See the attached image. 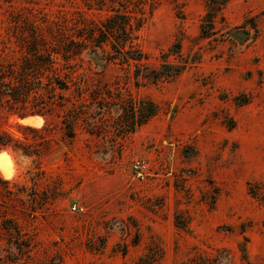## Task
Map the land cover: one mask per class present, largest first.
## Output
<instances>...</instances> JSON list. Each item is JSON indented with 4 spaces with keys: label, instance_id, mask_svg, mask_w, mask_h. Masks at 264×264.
I'll list each match as a JSON object with an SVG mask.
<instances>
[{
    "label": "rangeland",
    "instance_id": "374dc122",
    "mask_svg": "<svg viewBox=\"0 0 264 264\" xmlns=\"http://www.w3.org/2000/svg\"><path fill=\"white\" fill-rule=\"evenodd\" d=\"M214 1L217 32L201 38L210 0H0L4 63L31 60L34 33L57 49L111 9L145 57L108 61L112 37L87 42L53 56L67 90L48 92L46 71L2 99L17 172L0 173V264H264V0ZM251 16L256 36L224 38ZM184 61L171 80L141 76Z\"/></svg>",
    "mask_w": 264,
    "mask_h": 264
},
{
    "label": "trees",
    "instance_id": "16d2710c",
    "mask_svg": "<svg viewBox=\"0 0 264 264\" xmlns=\"http://www.w3.org/2000/svg\"><path fill=\"white\" fill-rule=\"evenodd\" d=\"M212 5L208 6V11L202 19L200 24V37L210 38L216 34V11L219 3L214 0H210ZM111 15H108L104 21H100L98 24L89 22L82 25L81 28L76 29L75 40L74 38L67 37V40L58 46V48L45 46L46 42L40 35L36 33L32 36L30 47H27V53L32 56L31 60L25 61V63L19 67L15 63H4L0 60V104L2 99L7 98L13 102L21 100V98L30 90L35 88V85L42 84L41 76L44 72H50V75H45L47 83H45V89L48 92H52L55 89L65 91L68 86L65 81L60 77L58 69L54 68L53 56L60 54L64 60L71 57H75L81 54L82 50L90 42L91 50L98 48L104 51V44L112 37V41L109 42L111 51H105V58L108 61H116L120 64H129V62H141L145 60L143 54L139 53L134 48L133 40L135 38L134 28L129 23V14L121 12L120 9H111ZM264 21V13L261 14ZM257 16L247 17L243 22L235 27L227 28L224 38L231 40L234 35L240 33L249 37L251 31L253 37L259 32L257 27ZM174 49L161 53V58L180 57V46L174 45ZM186 62L180 63L175 68L166 71H153L148 74H142L141 76L153 83L159 81L171 80L179 76L186 67ZM139 74H135L137 78ZM147 107H142L143 119L147 120L149 117L155 114L157 107L152 102L145 103ZM139 121V122H142ZM71 134V133H70ZM71 136V135H68ZM246 258V255H243ZM203 264L209 261V258L202 259Z\"/></svg>",
    "mask_w": 264,
    "mask_h": 264
},
{
    "label": "clouds",
    "instance_id": "9594fccd",
    "mask_svg": "<svg viewBox=\"0 0 264 264\" xmlns=\"http://www.w3.org/2000/svg\"><path fill=\"white\" fill-rule=\"evenodd\" d=\"M17 172V165L15 163V157L12 153L4 155L0 150V173H6L10 175V178H14ZM2 178V176H0Z\"/></svg>",
    "mask_w": 264,
    "mask_h": 264
},
{
    "label": "built area",
    "instance_id": "2783aa9c",
    "mask_svg": "<svg viewBox=\"0 0 264 264\" xmlns=\"http://www.w3.org/2000/svg\"><path fill=\"white\" fill-rule=\"evenodd\" d=\"M133 167H134L135 169H139V168H141V166H140L139 164H134ZM73 208H75V207H73Z\"/></svg>",
    "mask_w": 264,
    "mask_h": 264
}]
</instances>
